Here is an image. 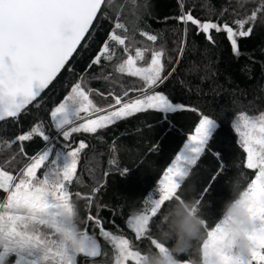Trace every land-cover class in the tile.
I'll return each mask as SVG.
<instances>
[{"label": "trees", "instance_id": "obj_1", "mask_svg": "<svg viewBox=\"0 0 264 264\" xmlns=\"http://www.w3.org/2000/svg\"><path fill=\"white\" fill-rule=\"evenodd\" d=\"M259 3L260 0H106L90 30V38L82 42L41 97L18 118L0 121V168L14 176L20 175L30 162L29 158L49 143L39 136H34L31 141H15V137L37 124L43 126L50 142L57 148L67 143L78 146L80 140L88 145L78 160V181L74 180L69 191L77 210L78 227L97 239L101 255L94 258L80 255L78 264H113L117 254L113 242L101 235L95 220H88L89 215L100 219L105 231L128 239L131 249L141 254L155 251L148 236L159 241L162 213L170 202H166L157 217L150 220L148 236L139 240L127 226V221L131 214L146 208L149 195L182 149L188 134L194 131L200 113L214 118L218 130L209 149L178 191L185 201L201 199L198 207L208 230L218 222L224 202L239 195L254 179L257 170L245 167L246 153L233 123L241 113L264 112V14L258 16L253 34L239 39V57L232 53L225 33L213 30L215 44H212L203 34L197 35L195 26L190 23L186 26L176 17L190 11L201 21L231 23L246 18ZM117 20L127 29L126 32L117 30V33L130 37L126 41L128 51L124 50L125 46L111 42L115 53L113 59L92 64ZM141 31L158 35L157 41H148L146 36L140 35ZM136 48L147 49L144 58L137 60L139 63L147 62L152 50L163 48L165 72L162 75L169 72L172 75L156 90L168 95L173 102L198 111L162 114L147 110L98 129L96 133H77L64 141L55 130L50 113L64 101L75 83L83 80L86 90L92 89L88 93L89 99L101 109L96 113L113 110L109 105L116 107V96L126 101L143 93L144 81L140 77L116 71L129 55L135 56ZM21 146L26 154L20 152ZM221 164L224 171H221ZM124 168L129 169L127 176L120 174ZM44 171L39 169L38 177L42 178ZM216 173H220L219 179L213 184L212 177ZM229 178L238 181L232 190L226 185ZM206 185H211V191L203 195ZM77 192L80 197L75 195ZM5 196L6 193L0 190V202ZM202 245V241H194L188 252L177 257L178 260L200 264ZM127 261L135 264L132 259Z\"/></svg>", "mask_w": 264, "mask_h": 264}, {"label": "snow or ice", "instance_id": "obj_2", "mask_svg": "<svg viewBox=\"0 0 264 264\" xmlns=\"http://www.w3.org/2000/svg\"><path fill=\"white\" fill-rule=\"evenodd\" d=\"M105 2L106 0H0V121L18 118L41 97L68 65L82 42L90 38V30L95 26L94 22ZM261 14H264V0H260L259 5L246 18L236 19L231 23L201 21L190 11L182 12L176 19L186 26L189 23L195 26L197 35L203 34L212 44H215L213 30L215 33H225L232 53L239 57V39L253 34L255 22ZM117 30L127 31L125 24L119 20L115 22L92 64H99L102 59H113L115 53L111 42L125 46L124 50L128 51L126 41L130 37L118 34ZM187 31L186 27L185 32ZM140 35L146 36L153 43L158 39V35L147 31H141ZM145 51L147 49L136 48L135 56L129 55L116 68L119 73L138 76L144 81L142 97L122 102V98L116 96L115 104L120 106L109 105L114 110L107 111L106 115L86 119L85 116H91L101 109L96 108L89 99L88 93L92 89L86 90L83 80L72 86L64 101L50 113L52 124L64 141H69L73 134L96 133L98 129L147 110L162 114L182 110L198 111L196 108L174 103L168 95L156 90L172 73L162 75L165 72L163 48L152 50L151 61L146 67H137V60L144 58ZM233 127L239 133L241 147L247 154L245 167L257 170L255 178L240 193L239 202L246 206L250 217V244L247 255L239 259V264H264V112L256 117L241 113ZM217 130L218 122L200 113L194 131L187 136L182 149L159 181L158 198L151 199L146 211L127 221V226L135 233L137 240L148 236L150 220L157 217L166 202L173 199L184 201L178 190L209 149ZM34 136L49 143L41 152L29 158L30 162L21 170L20 175L14 176L0 168V190L7 194L4 201L0 202V264H78L77 257L80 255L93 258L100 256L101 246L97 239L87 231H82L79 227L77 229V210L69 191L74 180L78 181V160L82 150L88 148V145L80 140L78 146L67 143L57 148L50 142V136L41 124L18 135L15 141H31ZM20 152L25 153L23 146ZM216 155L221 156L220 153ZM42 168L45 171L41 178L37 171ZM220 168L224 171L223 164ZM120 174L127 176L129 169L124 168ZM104 175L107 176L108 173ZM219 175L220 173L213 175V184L219 179ZM209 191L211 185H206L203 195H207ZM75 195L81 196L79 192ZM200 203L201 199H197L196 205ZM88 220H95L101 235L115 245L116 264H124L129 259L139 264L140 252L130 250L128 239L105 231L97 217L89 215ZM219 228V223H216L208 230L205 224L208 239L204 241L202 248H209L215 243ZM68 235L78 238L79 243L70 246ZM148 238L155 249L162 248L157 239L150 236ZM205 264L217 262L205 254ZM222 264L228 262L225 260Z\"/></svg>", "mask_w": 264, "mask_h": 264}, {"label": "clouds", "instance_id": "obj_3", "mask_svg": "<svg viewBox=\"0 0 264 264\" xmlns=\"http://www.w3.org/2000/svg\"><path fill=\"white\" fill-rule=\"evenodd\" d=\"M237 184L238 181L234 178L226 180L230 190ZM240 193L224 202L217 222L220 225L217 239L211 247L202 248L200 264H205V254L217 264H222L225 260L228 264H239V259L247 255L250 244V217L246 206L239 202ZM169 202L162 213V229L158 234L162 248L140 253L139 264H182L177 258L179 255L188 252L194 241L204 243L208 239L206 221L200 215V208L195 200L174 199ZM67 239L70 246L79 243L78 238L71 235H68Z\"/></svg>", "mask_w": 264, "mask_h": 264}, {"label": "rangeland", "instance_id": "obj_4", "mask_svg": "<svg viewBox=\"0 0 264 264\" xmlns=\"http://www.w3.org/2000/svg\"><path fill=\"white\" fill-rule=\"evenodd\" d=\"M131 56H134V55H131ZM127 59V58H126ZM125 59V60H126ZM150 61H151V58L147 61V62H144V63H139V62H137V67H146L149 63H150ZM71 92V91H70ZM142 95H143V93L142 94H140V95H138V96H136V97H133L132 99H129V100H126V101H122V102H130V101H132V100H135V99H137V98H141L142 97ZM63 102V101H62ZM62 102H60V103H62ZM59 103V104H60ZM174 103H179V102H174ZM59 104H57L56 106H58ZM55 106V107H56ZM120 105H116V107H119ZM114 110V109H113ZM107 111H109L108 109H105L104 111H102V112H100V113H93L91 116H85V114H81L82 116H85V118L86 119H95L97 116H99V115H106L107 114ZM260 113H257V114H252V115H247V116H251V117H256V116H258ZM79 122H83V121H79ZM191 134V133H190ZM189 135V134H188ZM44 149V148H43ZM42 149V150H43ZM41 150V151H42ZM41 151H39V152H41ZM38 152V153H39ZM175 159V158H174ZM246 159H247V154H246ZM29 163V162H28ZM5 170V169H4ZM7 171V170H6ZM38 175V174H37ZM163 176V175H162ZM161 176V177H162ZM161 177H160V179H161ZM255 178V177H254ZM160 179H159V181H160ZM158 189H159V183H158V186L153 190V192L149 195V199H148V201H147V206H146V208L143 210V211H146L149 207H150V201H151V199H153V198H158ZM7 195V194H6ZM6 198V196L4 197V199ZM4 199L2 200V202L4 201ZM143 211H139V212H136V213H134V214H131L130 216H129V219L132 217V216H134V215H137V214H139L140 212H143ZM258 223V222H257ZM130 250L131 251H136V250H133V249H131L130 248ZM116 257H117V254H116ZM116 257H115V261H114V263L113 264H116ZM179 261H181L182 262V264H192V263H190V262H188V261H182V260H179ZM124 264H128V261H125L124 262Z\"/></svg>", "mask_w": 264, "mask_h": 264}]
</instances>
